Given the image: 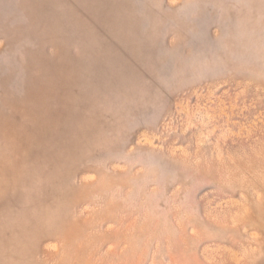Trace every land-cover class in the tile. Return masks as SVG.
Returning <instances> with one entry per match:
<instances>
[{"label": "rangeland", "instance_id": "rangeland-1", "mask_svg": "<svg viewBox=\"0 0 264 264\" xmlns=\"http://www.w3.org/2000/svg\"><path fill=\"white\" fill-rule=\"evenodd\" d=\"M0 264H264V0H0Z\"/></svg>", "mask_w": 264, "mask_h": 264}]
</instances>
